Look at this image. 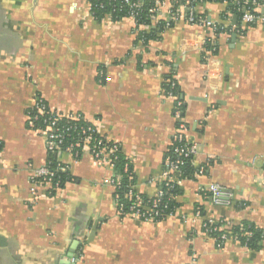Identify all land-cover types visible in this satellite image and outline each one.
<instances>
[{"label": "crops", "instance_id": "1", "mask_svg": "<svg viewBox=\"0 0 264 264\" xmlns=\"http://www.w3.org/2000/svg\"><path fill=\"white\" fill-rule=\"evenodd\" d=\"M228 6H196L227 28L218 52L206 53L210 29L184 16L144 44L138 36L150 26L98 19L89 0H0V264H264V241L218 247L203 230L206 220L264 228V22L238 34L242 21ZM169 79L181 87L187 135L199 145L192 164L205 170L179 179L174 214L120 216L114 172L88 152L59 154L72 178L61 189L32 184L49 157L44 136L27 126L39 95L96 122L132 163L137 191L156 195L149 180L162 173L177 127L175 100L163 94ZM214 183L229 204L214 203Z\"/></svg>", "mask_w": 264, "mask_h": 264}, {"label": "built area", "instance_id": "2", "mask_svg": "<svg viewBox=\"0 0 264 264\" xmlns=\"http://www.w3.org/2000/svg\"><path fill=\"white\" fill-rule=\"evenodd\" d=\"M126 1L129 2V0ZM206 2H209V0H185L177 11H174L171 2L158 0L154 10L160 11V14L155 20L163 16L164 20L167 21L166 25L169 26L171 20L177 21L180 17L184 16L190 23H202L210 29V33L205 36L202 50L206 53L211 51L215 52L218 46L217 36L227 28L211 18L198 15L196 6ZM232 2L235 4L236 10L241 13L243 25L237 27L236 32L238 34L244 33L246 26L255 24L258 21L264 22V14H262L264 3H260L257 0H252V2L250 0H232ZM135 6H140V3L132 4V8H135ZM130 13V17L135 19V11L133 10ZM206 45H209L210 48H207ZM167 83L170 88L167 89L165 87L163 94L175 100L173 115L177 120V127L171 136L172 143L165 157L162 173L158 177L149 180L158 185L156 195L148 196L153 199L151 205L143 204L142 195L144 194L137 191L136 184L130 188L128 193L129 198H135L130 208L125 210L124 206L118 203V195L116 192L118 183L116 179L119 175L116 172V160L118 152L122 150L118 142L111 141L102 135L96 122L86 119L79 113L64 114L55 110L39 95L33 98L32 104L27 110V126L40 132L44 136L46 151L49 156L54 154L55 158L53 160L48 157L44 165L37 167L32 172V184L41 187L49 186L52 192L61 189L66 183L63 180V174L68 173V167L58 159L59 154L70 152L79 157L83 152H88L98 166L110 168L114 172L110 182L115 189L114 198L120 216H131L143 221H158L174 214L173 211L164 212L167 205L164 204L162 206L163 198L168 188H176L179 186L178 183L179 179L182 178L183 166L188 162L192 164L194 156L198 153L199 145L197 142L191 141L188 138L187 133L189 128L185 120L184 102L173 90L177 85V80L169 79ZM1 148L2 141L0 140V153ZM204 172L203 167L199 168L196 175H202ZM160 185L166 189L160 187ZM207 192L213 195L215 204L230 203L231 194L219 183L210 185L207 188ZM196 214L197 216L202 215L200 209H197ZM207 221L214 222L213 220ZM205 232L209 234L211 230ZM215 239L218 247H222V243L227 238L226 235H223V241H218L217 238ZM234 239L238 241L237 237Z\"/></svg>", "mask_w": 264, "mask_h": 264}, {"label": "trees", "instance_id": "3", "mask_svg": "<svg viewBox=\"0 0 264 264\" xmlns=\"http://www.w3.org/2000/svg\"><path fill=\"white\" fill-rule=\"evenodd\" d=\"M92 4V11L94 15L98 19H102L106 14H110L114 20H120L124 17L130 16L131 11H135L136 16V24L137 27L142 25L150 26L149 32L141 31L138 40L143 39V43L147 44L151 40H160L163 37V33L169 27H172L175 24V21L171 20L170 25L167 26V21L164 19L155 18L160 14V11L154 10L157 6L158 0H89ZM216 2H227L228 9L231 13L237 15L241 19V13L236 10L235 4H233L232 0H209ZM260 3H264V0H257ZM185 0H173L171 4L173 5V10L177 11L179 6L184 3ZM252 2V0H250ZM140 3V6H135L132 8V4ZM264 9V7H263ZM199 16H204L203 14H198ZM155 22V23H154ZM218 51H215L217 53ZM167 89L170 88L168 84L165 85ZM174 92L178 93L180 96L182 94V90L180 85H176L174 87ZM50 159L55 158L54 154L49 156ZM116 172L119 175L117 180V195H118V203L123 205L125 210H128L130 206L134 203L135 198H129L128 193L130 188L136 183V175L134 172V168L130 160L125 156V154L120 150L118 152V157L116 160ZM197 173V168L191 164V162L186 163L183 166V173L181 174L182 178L190 179L194 178ZM72 179L69 177L68 173L63 174L64 182ZM160 187H163L160 185ZM166 189V188H164ZM179 192L178 187L176 188H168L166 190V195L163 198L162 206L164 204L167 205V208L164 209V212H175L178 207V202L176 201L175 196ZM173 195V196H172ZM142 202L146 205H151L153 199L149 198L147 195H142ZM161 206V207H162ZM200 209L202 215L205 213L203 208ZM162 219V218H161ZM204 231H209V235L213 238H217L218 241H223V235H226L225 241L222 243V246L226 243L228 239H234L237 237L238 241L243 245L250 249H258L261 247L262 242L264 241V228L257 226L255 223L251 221H243L241 224H232L227 222L226 220H219L214 222H208L207 220L203 225Z\"/></svg>", "mask_w": 264, "mask_h": 264}, {"label": "water", "instance_id": "4", "mask_svg": "<svg viewBox=\"0 0 264 264\" xmlns=\"http://www.w3.org/2000/svg\"><path fill=\"white\" fill-rule=\"evenodd\" d=\"M263 12H264V10H263ZM236 17H237V16H235V19H236ZM72 256H73V255H72ZM72 256H71V257H72Z\"/></svg>", "mask_w": 264, "mask_h": 264}]
</instances>
